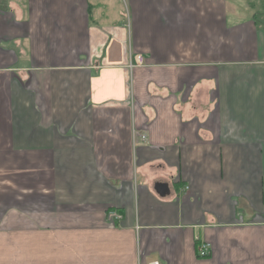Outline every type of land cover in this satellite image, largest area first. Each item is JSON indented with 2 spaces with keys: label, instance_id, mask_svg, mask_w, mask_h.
Listing matches in <instances>:
<instances>
[{
  "label": "crops",
  "instance_id": "1",
  "mask_svg": "<svg viewBox=\"0 0 264 264\" xmlns=\"http://www.w3.org/2000/svg\"><path fill=\"white\" fill-rule=\"evenodd\" d=\"M155 262L264 264V17L0 0V264Z\"/></svg>",
  "mask_w": 264,
  "mask_h": 264
},
{
  "label": "built area",
  "instance_id": "2",
  "mask_svg": "<svg viewBox=\"0 0 264 264\" xmlns=\"http://www.w3.org/2000/svg\"><path fill=\"white\" fill-rule=\"evenodd\" d=\"M135 61H136V65H142L144 63V58L141 55H137L135 56ZM133 68V65L131 66ZM135 136H137L138 134H134ZM140 140L145 141L146 140V135L143 134H139ZM137 138V137H136ZM111 217L116 219V220H121L122 216H120V214H115V213H111ZM211 245L208 242L205 241H199V243L197 244V254L200 258H206L209 256L210 251H211ZM153 264H157V262L153 263Z\"/></svg>",
  "mask_w": 264,
  "mask_h": 264
},
{
  "label": "water",
  "instance_id": "3",
  "mask_svg": "<svg viewBox=\"0 0 264 264\" xmlns=\"http://www.w3.org/2000/svg\"><path fill=\"white\" fill-rule=\"evenodd\" d=\"M155 190L157 192V195H159L160 197H166L168 194V186L165 183L159 182L156 187Z\"/></svg>",
  "mask_w": 264,
  "mask_h": 264
},
{
  "label": "rangeland",
  "instance_id": "4",
  "mask_svg": "<svg viewBox=\"0 0 264 264\" xmlns=\"http://www.w3.org/2000/svg\"><path fill=\"white\" fill-rule=\"evenodd\" d=\"M257 6V13H260V18L264 17V0H251ZM263 21V20H262Z\"/></svg>",
  "mask_w": 264,
  "mask_h": 264
}]
</instances>
